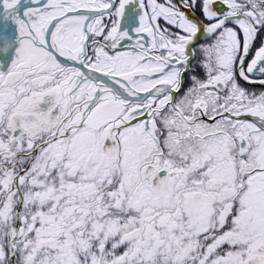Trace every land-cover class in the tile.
Returning a JSON list of instances; mask_svg holds the SVG:
<instances>
[{"label":"snow or ice","instance_id":"6c2138e0","mask_svg":"<svg viewBox=\"0 0 264 264\" xmlns=\"http://www.w3.org/2000/svg\"><path fill=\"white\" fill-rule=\"evenodd\" d=\"M10 53L0 264H264V0H0Z\"/></svg>","mask_w":264,"mask_h":264},{"label":"flooded vegetation","instance_id":"af4514ba","mask_svg":"<svg viewBox=\"0 0 264 264\" xmlns=\"http://www.w3.org/2000/svg\"><path fill=\"white\" fill-rule=\"evenodd\" d=\"M9 31H10V34L14 38V33L12 32V30H9ZM12 58H13V56L11 53L7 57H5L3 60V68H0V70H7V68L10 66V62H11Z\"/></svg>","mask_w":264,"mask_h":264}]
</instances>
